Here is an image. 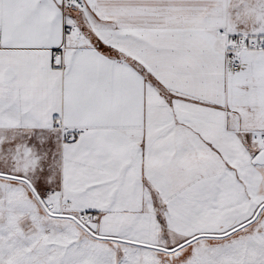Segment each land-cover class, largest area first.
<instances>
[{
	"label": "snow or ice",
	"instance_id": "obj_1",
	"mask_svg": "<svg viewBox=\"0 0 264 264\" xmlns=\"http://www.w3.org/2000/svg\"><path fill=\"white\" fill-rule=\"evenodd\" d=\"M0 264H264V0H0Z\"/></svg>",
	"mask_w": 264,
	"mask_h": 264
}]
</instances>
